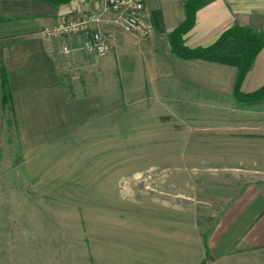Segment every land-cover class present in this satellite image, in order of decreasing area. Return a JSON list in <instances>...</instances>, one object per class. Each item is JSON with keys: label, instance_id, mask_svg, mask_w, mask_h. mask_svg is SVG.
<instances>
[{"label": "crops", "instance_id": "crops-1", "mask_svg": "<svg viewBox=\"0 0 264 264\" xmlns=\"http://www.w3.org/2000/svg\"><path fill=\"white\" fill-rule=\"evenodd\" d=\"M186 1L146 0V34L123 31L113 22L114 15L107 13L101 27L114 47L107 56L99 57L85 47L84 36L46 39L42 29L80 11L98 9L101 0L60 4L0 0L4 18L0 21V170H6L3 166L8 157L15 155V140L30 150L32 141L57 139L75 125L93 124L96 118L109 116L112 75L119 70L128 76V86L165 93L162 97L167 107L170 93H182L186 97L183 106L188 107L189 94L212 93L220 99H193V103L215 108L217 140L200 154L216 157L223 164L222 175L202 180L205 188L214 189L219 204L213 213L203 207L208 213L199 221L198 233L189 227L183 234V248L175 247L180 242L173 234L168 236V251L189 252L191 244L198 245V259L173 256L169 264H264V98L239 101L233 95L243 48L239 38H229L218 51L200 58L186 59L171 51L168 34L185 19ZM236 24L263 33L264 0H202L185 42L190 47L210 45ZM131 60L133 68L124 69ZM3 67L13 97L7 109L3 104ZM79 70L86 73V85L75 79ZM263 85L264 47L241 89L252 92ZM202 120L207 122L206 110ZM9 124L12 128L4 130L3 125Z\"/></svg>", "mask_w": 264, "mask_h": 264}, {"label": "rangeland", "instance_id": "rangeland-1", "mask_svg": "<svg viewBox=\"0 0 264 264\" xmlns=\"http://www.w3.org/2000/svg\"><path fill=\"white\" fill-rule=\"evenodd\" d=\"M126 63L124 69L133 68L132 60ZM78 72L75 79L86 85L85 71ZM118 72L109 116L75 125L57 139L32 141L30 150L15 140V155L0 170V264L198 259V245L168 251L167 243L173 234L180 242L175 247L183 248V234L189 227L198 233L208 213L203 207L213 213L219 204L202 180L222 175L223 164L200 154L217 140L215 108L193 99L220 97L191 93L188 107L182 93H170L167 107L165 93L139 91Z\"/></svg>", "mask_w": 264, "mask_h": 264}, {"label": "trees", "instance_id": "trees-1", "mask_svg": "<svg viewBox=\"0 0 264 264\" xmlns=\"http://www.w3.org/2000/svg\"><path fill=\"white\" fill-rule=\"evenodd\" d=\"M55 4L65 3L70 0H51ZM202 0H187L185 3L186 17L168 34L171 51L176 55L191 59L207 56L218 51L229 38H239L243 43L241 59L239 63L238 77L235 83L234 97L239 101H254L264 98V85L255 91L244 92L241 89L242 82L251 68L257 54L264 47V32L258 34L251 28L234 25L226 29L216 41L207 46L190 47L185 42L186 34L194 27L197 20L198 6ZM4 18L0 14V21ZM3 104L12 105L13 97L6 69L2 68Z\"/></svg>", "mask_w": 264, "mask_h": 264}, {"label": "built area", "instance_id": "built-area-1", "mask_svg": "<svg viewBox=\"0 0 264 264\" xmlns=\"http://www.w3.org/2000/svg\"><path fill=\"white\" fill-rule=\"evenodd\" d=\"M107 13L113 22L128 33L146 34L149 30V12L146 0H101L98 9L83 10L58 23L46 25L42 34L46 39L84 36L85 47L104 57L112 51V38L106 34L102 21Z\"/></svg>", "mask_w": 264, "mask_h": 264}]
</instances>
